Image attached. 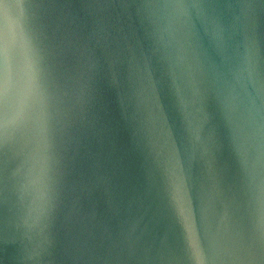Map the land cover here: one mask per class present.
Returning <instances> with one entry per match:
<instances>
[{
    "label": "water",
    "instance_id": "95a60500",
    "mask_svg": "<svg viewBox=\"0 0 264 264\" xmlns=\"http://www.w3.org/2000/svg\"><path fill=\"white\" fill-rule=\"evenodd\" d=\"M0 264H264V0H0Z\"/></svg>",
    "mask_w": 264,
    "mask_h": 264
}]
</instances>
